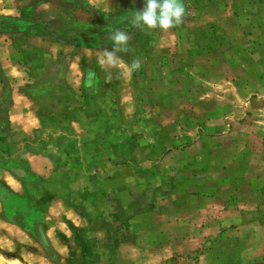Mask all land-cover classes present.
I'll list each match as a JSON object with an SVG mask.
<instances>
[{"label":"crops","instance_id":"crops-1","mask_svg":"<svg viewBox=\"0 0 264 264\" xmlns=\"http://www.w3.org/2000/svg\"><path fill=\"white\" fill-rule=\"evenodd\" d=\"M180 2L153 30L145 0H0V252L50 254L0 264H264V0Z\"/></svg>","mask_w":264,"mask_h":264},{"label":"rangeland","instance_id":"rangeland-1","mask_svg":"<svg viewBox=\"0 0 264 264\" xmlns=\"http://www.w3.org/2000/svg\"><path fill=\"white\" fill-rule=\"evenodd\" d=\"M4 14L5 13H3V14L0 13V16L4 17L5 20L8 19V22L7 23L0 22V24H2L1 25L2 26L1 29H4V30L5 29L6 30L9 29V30H11V27L13 26V24H15V21L18 20L19 18L16 15H15L16 17H12V15H10L8 17L7 15H4ZM14 34H15V38L14 39H18L19 38L18 34L17 33H14ZM4 36H9V35L8 34H4ZM17 36H18V38H17ZM32 36H34V34H32V33H30V34L24 33L23 39L27 40V37H32ZM7 38L8 37H2V42L3 43L7 42L8 46H9L10 40L7 39ZM33 38L36 39V37H33ZM5 46H6V44H5ZM11 51H13V50L10 47L2 48L0 50V58H4L5 56H7L9 58L11 56V53H12ZM81 56H82V54H81ZM31 67H33L32 64L29 65V70L24 68V72H25L26 75L30 74V73H35L34 71H32V72L30 71ZM97 67L98 66L93 65L91 63H90V65L87 66L88 69H93V68H97ZM103 70L106 71L108 69L105 68ZM111 80H112V78H111ZM102 87H104V85ZM0 98H3V97L0 96ZM201 99L204 100V103H203L204 106L212 104L211 103L212 98H210V97L200 98L199 100H201ZM216 100H218V99L216 98ZM195 102H196V98H188V104H189L188 119H189V121L195 119L194 106H191V104H194ZM204 114H205V116L208 115L206 113H204ZM209 115H212V113L209 112ZM222 115H223V113H222ZM222 115H218V116H221V118H220L221 121H223V120L226 121V118H223ZM215 117L217 118V114L215 115ZM93 151H95V150L93 149ZM15 233H17V232H15ZM29 235H30V237L27 240L22 241L20 243L17 242V244H15V243L12 244V246L10 247L11 250L8 249V250H3L2 252H0V258H3L5 260H9V259L10 260L24 259L23 257L20 256V254L26 256V251H28L30 253H33V251H39V252L42 251L44 254H46L48 257H50L49 252L43 246L42 242H40L38 239H34L33 236L31 235L30 231H29L28 236ZM73 243H75V246H77V249H80V247H84L83 241H81V240L77 241V242H73ZM30 259H31V261H34V256H32ZM126 263H127V261L124 258H122V257L121 258H115V257H107V256H99V255L98 256H93V255L83 256V253L81 255H78V253H77L73 257L60 258V263L59 264H126ZM162 264H165V263L162 262ZM167 264H195V258H194V255L193 256H189V257L178 256V257L172 258L171 263L168 262Z\"/></svg>","mask_w":264,"mask_h":264},{"label":"clouds","instance_id":"clouds-1","mask_svg":"<svg viewBox=\"0 0 264 264\" xmlns=\"http://www.w3.org/2000/svg\"><path fill=\"white\" fill-rule=\"evenodd\" d=\"M185 7L180 0H145V7L138 11L134 17L137 25L150 29H169L182 22ZM129 39L127 32L118 31L112 35L114 45L126 44ZM111 59V55H109ZM139 65L134 63L133 67Z\"/></svg>","mask_w":264,"mask_h":264}]
</instances>
